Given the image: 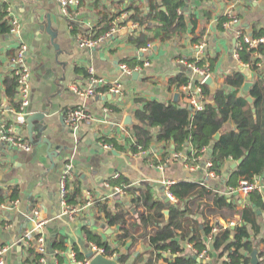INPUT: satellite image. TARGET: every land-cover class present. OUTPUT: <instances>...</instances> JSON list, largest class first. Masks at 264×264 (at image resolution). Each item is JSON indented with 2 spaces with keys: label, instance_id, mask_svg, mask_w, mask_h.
I'll return each instance as SVG.
<instances>
[{
  "label": "crops",
  "instance_id": "1",
  "mask_svg": "<svg viewBox=\"0 0 264 264\" xmlns=\"http://www.w3.org/2000/svg\"><path fill=\"white\" fill-rule=\"evenodd\" d=\"M3 1L19 18L21 28L19 33L11 30L0 33V81L14 69L13 54L21 42L28 45L26 63L31 75L29 102L25 109L20 111L13 107L5 92H2L1 105L12 132L24 136L32 144L27 151L13 147L0 138V188L9 194L18 190L15 199L18 203H0V248L8 246L6 264L37 263L35 255L40 254L25 243L28 240L36 243L37 237L29 236L35 226L36 210L40 218L47 219L44 228L49 253L47 264H78L72 260V254L78 261L85 260L89 249L94 251V246H97L90 240L88 232L108 243L114 251V255L108 257L119 255L120 260L121 256H125L122 264H168L167 260H173L178 255L198 251L191 241L198 229L207 245L205 256L202 259L198 257V261L203 264H226L227 254L223 255V248H215V236L222 228H235L241 224L240 212L253 202L252 195L245 196L232 189L243 179L234 175L242 163L233 168L239 159L230 157L218 168L209 166L213 145L198 153L196 164L189 162L191 145L176 153L175 145L171 144L166 160L164 142L154 143L149 151H134V126L124 127L117 118L133 112L137 120L136 99L140 97L176 103L174 94L179 92L182 104H177L191 105L188 93L196 90L199 77L181 62L184 58L203 62L208 68L211 66V74L220 88L228 92L234 89L226 85V77L236 71L245 74V82L251 80L254 83L258 76L236 58V30L244 27L250 34L255 29L264 30V0H184L183 12L188 30L172 40L154 39L149 43L151 48L145 45L140 49L130 43V38L141 30L145 31L146 27L131 22L124 24L128 16L127 8L137 4L143 10L151 11L162 0H79L78 6L71 9V16L63 15L59 0ZM230 8L240 15V24L221 28L219 17ZM120 12L122 14L114 20L115 30L102 44L96 47L80 45L79 39L86 37L87 33V38L93 37L95 27L104 16L111 18ZM105 25L106 21L102 26ZM149 35L153 37L154 31H150ZM256 56L261 58L260 68L264 75V54L256 53ZM141 60L149 64L136 67L140 72L138 79L121 68L126 61L135 64ZM90 67L95 69L98 77L111 82L120 81L124 94L82 96L74 91V86L81 89L89 86ZM180 74H186L190 83L177 88L170 84V80ZM239 94L247 99L242 89ZM205 97L206 102L214 101L211 91ZM248 103L256 113L255 99L253 103ZM79 106L88 110L94 120L84 121L78 128H73L66 123L65 115L68 110ZM27 108H31L29 114L26 113ZM34 113H43L44 117L35 122L30 135L27 117ZM233 130H237V126L230 119L218 132L221 137ZM104 144H111L114 149L106 148ZM68 165L72 166L73 172L68 182L69 189L80 188L73 206H81L82 210L73 217L65 218L61 180ZM122 178L131 183L126 188L146 183L153 196L165 203L164 211H170L169 216L164 213L166 222L171 215L170 206L178 204V201H170V205H166L167 181L196 185L198 189L209 191L205 195L196 192L195 202L188 200V216L192 222L188 226L190 234L185 239L179 237L183 251L172 253L168 250L158 257L149 240L139 238L141 231L134 233L136 241L131 237L120 239L123 234L121 226L109 225L97 202L107 203L113 210L118 206L129 207L132 216L127 217L128 223L135 221L144 208L132 206L133 195L126 188L125 193L118 197L115 195V187L122 185ZM257 178L263 187L264 202V177ZM219 197H223L231 207L218 208L216 199ZM185 206L182 204V209ZM257 210L262 228L255 248L258 247L260 253L264 252V243L260 242L264 235V209L262 211L257 207ZM206 224L213 228L209 236L204 234ZM151 229L153 227H149ZM260 261L264 264V255Z\"/></svg>",
  "mask_w": 264,
  "mask_h": 264
},
{
  "label": "trees",
  "instance_id": "2",
  "mask_svg": "<svg viewBox=\"0 0 264 264\" xmlns=\"http://www.w3.org/2000/svg\"><path fill=\"white\" fill-rule=\"evenodd\" d=\"M185 5L184 0H162L161 3H156L154 10L151 11H145L137 4L130 5L127 8L128 16L123 23L128 24L131 22L141 27H146L145 31L141 30L138 35H132L130 43L140 49L145 45L148 46L154 39L168 41L172 40L176 35L183 34L188 30V22L183 12ZM8 8V3L0 0V33L2 34L9 33L11 30ZM70 13L72 14V11ZM121 14L122 12L111 18H105L106 16H104L98 27H95L97 31L95 30V34L90 39H98L109 33L115 27L114 20ZM229 19L226 14L219 17L220 27L224 28L225 23ZM105 21L106 25L102 26ZM154 22L158 24L153 25ZM242 29L244 33H248L246 28L243 27ZM150 31H154L153 37L149 35ZM248 34L253 38H259L264 36V30L255 29L251 34ZM88 36L87 33L84 38ZM238 41H242L241 38ZM238 52L239 60L248 65L252 72L258 76L250 90L251 96L255 99L256 113L252 111V107L247 99L239 94L246 80V76L242 71H236L226 77V85L231 86L234 90L228 92L224 88L218 89L215 93L214 101L212 103L205 102L203 110H196L194 107L193 110H190V105L181 106L173 102L164 103L140 97L136 99L138 107L135 110V116L140 124L134 126L132 149L141 152L149 151L152 149L154 143L164 142L167 150L166 157L164 158L166 160L171 152V144L175 145L174 151L176 153L183 151L185 147L191 145L192 148L188 152L190 157L189 162L196 164L199 161L198 153L204 148L213 145V151L210 156L213 168H218L230 157L235 160L244 157L245 159L240 165L239 170L234 173L236 178L242 176L243 178L254 180L257 176H262L264 174V75L260 68L261 58L256 56V53L260 55L264 54V43L251 48L249 44L243 41L242 47ZM13 56H15V51ZM1 64L2 61L0 60V66ZM126 64L132 69H136L138 65L144 66L145 61L141 60L135 64L126 61ZM197 65L207 67L203 62H197ZM209 70L211 73L213 68L209 66ZM189 83L190 78L186 74H180L170 80V84L175 85L177 88ZM197 83L202 86L204 94L208 95L210 91L209 87L205 83H200V80ZM18 88V76L15 73V69H12L0 81V106L2 92H5L11 105L17 110L22 111L21 104L16 101ZM108 89L109 87L105 86L98 90L107 91ZM230 119L236 123L237 130L225 132L218 140H215L217 132ZM120 182L123 188L131 184L124 178ZM198 188L196 185L185 183H174L170 186V192L177 198L178 204L170 206L171 215L167 222L165 221L163 212L165 203L153 196L151 188L146 183L138 187L126 188L127 192L133 195L132 206L144 208V211L140 212L133 222L128 223L127 220V217L132 216L131 208L129 207L118 206L113 210L107 203L101 201L97 202V206L104 213L109 225L119 224L121 226L123 234L120 239L126 240L131 237L136 241L137 237L134 236V233H140L141 231L139 238L148 239L158 252V257H161L163 252L168 250L172 253L183 251L180 247L179 237L185 239L186 235L190 234L188 226L192 222L188 216L190 212L187 208L190 204L188 200L192 199L191 202H195L194 194L196 192L200 195L209 193L206 188ZM73 190L69 189L68 185L66 202L72 207L76 204L80 188L77 186ZM250 195H252L253 199L252 204L240 212L242 223L235 226V228L231 226L222 228L215 236V248L218 250L223 248V255L227 254L229 258L226 264H250L251 262L250 254L255 248L257 235L262 228L258 222L257 207L263 211L264 202L262 193L259 191L252 192ZM17 197V189L9 194L7 190L0 188L1 204H10ZM216 200L218 208L224 206L231 207V204L227 203L223 197H219ZM182 204L186 205V208L182 209ZM149 227H153V229L149 230ZM212 229L211 226L206 224L203 229L204 234L206 236L211 235ZM199 230L194 231V235L191 237V241L197 247L198 252L195 254L178 255L173 260H167L168 264H203L198 261V257L199 253L207 245ZM251 230H253V233ZM88 234L90 240L95 242L97 247L103 248L107 256L114 255V251L108 243L102 241L100 236L91 234V232H88ZM260 242L264 243V235L260 239ZM61 243L63 244V241ZM58 246L60 247L61 245L58 244ZM31 253L34 254L32 250ZM263 255V251L259 253L260 258ZM35 256L37 260L36 264H40L38 259H40L41 255L37 254ZM125 259V256H121L120 262L123 263ZM259 264H261V261Z\"/></svg>",
  "mask_w": 264,
  "mask_h": 264
},
{
  "label": "built area",
  "instance_id": "3",
  "mask_svg": "<svg viewBox=\"0 0 264 264\" xmlns=\"http://www.w3.org/2000/svg\"><path fill=\"white\" fill-rule=\"evenodd\" d=\"M59 3L62 7V13L63 15L70 16L71 9L73 7H77L79 4V0H59ZM225 14L230 18L229 21L225 23V26H233L240 24V19L237 17L236 12L230 8L228 9ZM8 16L10 17L11 22V32L13 33H19L21 28V22L19 18L14 16L11 12V8H8ZM127 17V15H126ZM115 28L112 29L111 32L107 33L105 36H101L98 39H90V38H84L81 37L79 39L81 46L86 47H96L100 44H102L107 37H109ZM236 36L237 38H241L242 41H238L237 47H236V58L239 59V52L238 50L242 47V42L249 44L251 48L257 47L259 44L264 43V36L259 38H253L249 34L244 33L243 29L240 27L236 30ZM147 48H151V44L147 46ZM27 52H28V45L24 42H21L16 51L15 56L13 57L14 62V69L15 73L18 76V82H19V88H18V96L17 101L21 104L22 111L25 109V107L28 105L29 102V94H30V75L31 71L29 66L26 63L27 58ZM181 62L187 67L188 70L192 71L194 74H196L199 77L200 83H204V80L207 78V76L211 75L210 70L208 67H200L197 65V62H190L187 59H182ZM149 62L146 61L145 65H148ZM122 70L128 74L132 75L133 72L137 69H132L127 64L121 65ZM89 74H90V84L85 89H81L77 86H74V91H76L78 94L82 96H91V95H106L107 93L110 94H117L122 96L124 94V88L123 84L120 81H109L104 77H98L96 75V71L93 67L89 68ZM108 86L109 89L107 91H100L99 88ZM190 98V103L192 107H194L196 110H203L204 104L206 102V97L203 91V88L201 85H197V88L195 91H190L188 93ZM66 123L73 127L78 128L79 125L84 121H93L94 117L93 115L86 110L84 107L79 106L76 108H72L66 112L65 115ZM0 138L6 142L7 144L17 147L23 150H30L32 148L31 142L25 138L22 135L15 134L12 132V127L9 126L6 123L5 117H4V110L3 106H0ZM106 148L114 149V147L110 144H104ZM178 157L179 154H176ZM212 164L209 163V166ZM73 176L72 172V166L68 165L66 168V171L64 175L62 176L61 180V196H62V202L65 206V214L68 216H75L77 215L81 210V206H69L66 202V194L68 193V178H71ZM167 183V191L166 195L170 197L171 201H174L176 203L178 200L177 198L170 192V186L176 183L174 180H169ZM238 191L239 193L247 196L250 195L252 192L259 191L261 192L263 190L262 185L259 182L258 178H255L254 180L243 178L239 185L232 188ZM117 193H125V188L121 186L115 187V194ZM13 204L18 203L17 200L11 202ZM35 214L37 218L35 219V226L33 229L29 232V236L35 235L37 238L36 243H33L31 241H26V245L29 248H35V250L41 255L40 262L42 264H47V255L48 253V246H47V240L46 236L44 234V228L47 224V219L40 218V213L36 210ZM94 252L95 254L102 252L105 254V251L103 248L94 246ZM196 253L197 250H194ZM8 252V246H3L0 248V264H6L5 261V255ZM206 250H203L199 253V258L202 259L205 254ZM72 260L78 264H89L90 259L86 258L85 260L78 261L75 257V254H72ZM229 261V258H227V262Z\"/></svg>",
  "mask_w": 264,
  "mask_h": 264
},
{
  "label": "water",
  "instance_id": "4",
  "mask_svg": "<svg viewBox=\"0 0 264 264\" xmlns=\"http://www.w3.org/2000/svg\"><path fill=\"white\" fill-rule=\"evenodd\" d=\"M141 54H143V52H141ZM132 76L134 78L138 79L139 76H140V72L138 70H135L133 72ZM204 83L210 88L211 97L214 98L215 93L217 92V90L221 86L219 85V83L216 81L215 77L212 74L207 76V78L204 80ZM253 84L254 83L251 80H248V81H246L243 84V88H242L243 93L247 96L248 101L251 102V103L254 102V99H253L252 96L249 95V91L252 88ZM112 96H113V94H109V97H112ZM174 101L176 103L182 104V102L180 100V93L179 92H176L174 94ZM189 108H190V110H193L192 105H190ZM30 110H31V108H27L26 109V113L29 114ZM254 111H255V109H254ZM43 117H44L43 113H34V114H30L27 117L28 131H29L30 135H32L35 122L37 120H42ZM117 120L121 121L122 125L124 127L136 126V125L140 124V122L135 119L133 112L126 113L124 116H118ZM220 135H221V133L218 132L216 134V136H215V139H219ZM114 152L117 153L116 150H114ZM243 161H244V158L243 157L240 158L238 160V162L233 165V168H235L238 164L243 163ZM263 177H264V174H263ZM115 195L118 197V196H120V193H117ZM170 201H171L170 197L169 196H165V202H166L167 206L170 205ZM132 211L134 212L135 209H133ZM164 213L166 214V216H169L170 211L166 209L164 211ZM65 218H68V215H65ZM53 251H54V249L52 247L51 252H53ZM86 256H87V258L90 259L89 264H122L120 262V260H119V255H115L114 257L110 258V257H108L106 254H104L102 252H99V253L95 254V252L92 249H89V252L87 253ZM259 262H260L259 249H258V247H256L251 253V263L252 264H259Z\"/></svg>",
  "mask_w": 264,
  "mask_h": 264
}]
</instances>
